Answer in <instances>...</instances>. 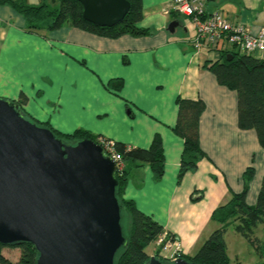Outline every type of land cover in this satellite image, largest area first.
Wrapping results in <instances>:
<instances>
[{"label": "crops", "instance_id": "1", "mask_svg": "<svg viewBox=\"0 0 264 264\" xmlns=\"http://www.w3.org/2000/svg\"><path fill=\"white\" fill-rule=\"evenodd\" d=\"M24 2L37 6L41 0ZM205 2L208 10H222L252 35L264 27V0ZM169 3L142 0L139 26L153 34L117 39L69 26L45 35L29 33L19 14L0 6V99L17 101L23 95L24 111L60 133L84 130L143 149L158 135L165 159L162 179L155 182L148 165L132 168L123 199L132 200L174 237L179 253L192 257L219 227L212 212L242 192V175L249 167L254 176L246 203L255 205L264 177V147L254 130L238 128L237 92L220 85L206 68L221 52L236 50L195 53L194 25L187 17L168 13ZM172 22L178 23L174 33L168 31ZM253 57L263 59L264 53ZM111 79L122 80L120 91L107 87ZM178 97L200 99L205 105L199 122L205 158L180 182L184 140L173 132ZM3 254L12 262L19 257L16 249Z\"/></svg>", "mask_w": 264, "mask_h": 264}, {"label": "water", "instance_id": "2", "mask_svg": "<svg viewBox=\"0 0 264 264\" xmlns=\"http://www.w3.org/2000/svg\"><path fill=\"white\" fill-rule=\"evenodd\" d=\"M98 27L123 21L127 0H73ZM177 22L170 23L174 33ZM117 163L90 140L66 144L0 99V244H31L35 264H114L126 244ZM147 264H161L151 256ZM173 264H196L178 258Z\"/></svg>", "mask_w": 264, "mask_h": 264}, {"label": "trees", "instance_id": "3", "mask_svg": "<svg viewBox=\"0 0 264 264\" xmlns=\"http://www.w3.org/2000/svg\"><path fill=\"white\" fill-rule=\"evenodd\" d=\"M127 1L130 4L129 12L122 22L112 27H98L85 21L81 4L73 0H41L37 6L28 5L24 0H0V6H7L19 14L25 21V31L34 34L45 35L63 26H69L109 39H117L125 35L134 37L152 35L153 31L139 26L143 19L142 0ZM206 68L213 73L220 85L237 92L238 128L254 130L260 146L264 147V58L257 59L252 55L223 51L218 60L207 62ZM122 84L121 79H111L107 87L118 92ZM12 102L18 106L27 120L48 128L66 144L90 140L99 145V139L107 140L84 130H75L70 134L57 132L48 123L37 122L24 111L26 98L23 95L19 100ZM176 106L177 119L173 132L184 140L177 175V181L180 182L186 173L196 170L200 160L205 158L199 144V122L205 105L200 99L189 100L178 97ZM114 152L120 157L123 165V169L116 173L118 182L116 194L122 207V227L126 237V244L116 254L114 264H147L151 257L147 248L165 232L164 228L152 217L139 211L132 200H124L123 193L130 171L134 167L148 165L154 181L159 182L162 179L165 166L162 141L156 135L146 149L114 142ZM253 176L254 169L247 168L242 175L244 183L242 192L233 194L226 204L212 212L211 220L219 227L210 234L196 254L190 257L177 253L176 258L196 264H230L224 237L228 227L235 223L234 231L262 257L263 262L259 264H264L262 245L253 236V230L264 224V177L255 205L248 206L246 196ZM126 221L127 229L124 226ZM5 249L18 250V260L12 262L3 254ZM37 257L38 253L31 244L21 243L11 246L0 244V264H35ZM154 257L161 264H173L172 261L160 257L158 251Z\"/></svg>", "mask_w": 264, "mask_h": 264}, {"label": "built area", "instance_id": "4", "mask_svg": "<svg viewBox=\"0 0 264 264\" xmlns=\"http://www.w3.org/2000/svg\"><path fill=\"white\" fill-rule=\"evenodd\" d=\"M190 19L195 28L191 42L195 53L235 49L240 54L264 53V27L252 35L242 25L233 24L219 9L208 10L205 0H170L168 13ZM99 146L117 163V171L123 169L120 157L114 152V142L99 139ZM159 256L174 263L180 252L178 242L163 233L155 242ZM155 254L151 255L154 256Z\"/></svg>", "mask_w": 264, "mask_h": 264}, {"label": "rangeland", "instance_id": "5", "mask_svg": "<svg viewBox=\"0 0 264 264\" xmlns=\"http://www.w3.org/2000/svg\"><path fill=\"white\" fill-rule=\"evenodd\" d=\"M65 134V133H63ZM70 134V133H67ZM125 229L128 228V222H124ZM229 228V227H228ZM253 236L258 237L260 241L261 250L264 252V226L256 227L253 230ZM225 240L228 245V257L230 264H235L239 261L240 264H259L263 262L262 257L248 244V242L234 231L232 226L227 229ZM159 250L156 248L155 243L147 248L149 254H155ZM13 258L12 255L9 256Z\"/></svg>", "mask_w": 264, "mask_h": 264}]
</instances>
